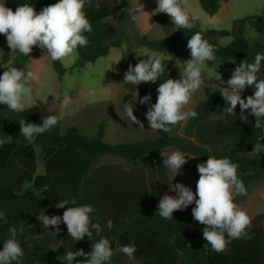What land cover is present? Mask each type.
I'll list each match as a JSON object with an SVG mask.
<instances>
[{"label": "trees", "instance_id": "1", "mask_svg": "<svg viewBox=\"0 0 264 264\" xmlns=\"http://www.w3.org/2000/svg\"><path fill=\"white\" fill-rule=\"evenodd\" d=\"M222 1L225 0H199V4L205 13L213 16L219 11ZM57 2L6 0V7L15 11L18 5L30 4L39 13L43 7ZM127 3L128 0H90V4H86L84 12L93 30L85 33L89 43L87 47H78V58L73 68H83L87 63L108 55L112 47H122L123 44L126 46L120 60L121 68L127 71L130 64H137L135 50L127 43L123 30L106 21L116 14L120 20L126 19L124 6ZM248 27L256 30L257 39H247L245 33ZM197 32L217 49L216 60L206 63L209 66L219 63L223 74L233 72L244 60L254 62L257 53L264 54V17L258 15H246L234 20L230 30L181 28L162 38L138 35L136 43L139 47L170 53L186 61L191 59L187 42ZM224 38L231 40L222 45L220 40ZM5 42L6 37L0 34V45ZM32 53L30 56L18 52L4 53L0 61V75L10 66L27 72V63ZM52 65L60 77L71 71L60 60L52 61ZM263 71L264 62L258 79ZM136 88L140 95L148 93L147 83H141ZM253 94L254 88L246 87L241 96L246 99ZM228 106L219 94L197 102L194 110L198 117L190 118L185 128L187 133L193 134L194 139L157 130L153 139L109 143L104 140V121L98 124L94 136H86L75 125L63 131L60 119L57 126L29 143L21 135L20 120L39 125L43 117L58 115L49 111L41 102L21 112L9 110L6 105L0 104V138L6 135L13 138L11 143L0 146V212H4L6 217V222L0 220V250L9 236L8 228L15 226L18 230L23 229L17 236L24 250L23 264H67L59 258L68 251L83 249L85 253L91 252L92 243L99 239L96 235H93V240L85 237L82 241H75L68 239L67 231H60L62 243L55 246L58 250L53 251L52 247L40 243L33 232L42 223L36 218L40 212L50 213L57 199H75V206L87 204L94 208L92 220L104 221L105 232L101 235L112 242L113 249L134 243L137 251L133 261L123 253H114L110 264H264V185L251 196L234 197V202L251 218V226L247 229L250 238L234 239L227 245V250L220 253L211 251L210 246L205 248L206 241L202 235L205 226L192 216L195 204L185 210L174 211L173 220H165L156 214L158 205L148 203L145 198L123 202L110 195L109 191L103 195L98 193L96 175H99L98 171L102 173V168L93 170V165L101 156L139 160L148 171V182L150 172H154L157 180L167 189L171 179L163 161L173 151L189 154L192 157L186 159H197L200 163L206 162L209 156L230 159L238 164V178L247 189L252 182L264 177V153L255 159L244 154L252 150L260 130L255 129V117L250 115V109L244 112L248 116V121L244 122L240 119V106L234 110V116H227L224 109ZM225 120L229 123H225ZM142 123L149 125L146 118L142 119ZM261 143L264 144V140ZM37 147L44 159L43 174H37ZM168 148L172 150L166 152ZM142 177L137 176L141 180ZM68 207L71 205H65L63 210ZM109 219L113 221L111 230L106 227ZM51 232L48 230L46 234L51 235ZM83 259L77 257L73 264Z\"/></svg>", "mask_w": 264, "mask_h": 264}, {"label": "clouds", "instance_id": "2", "mask_svg": "<svg viewBox=\"0 0 264 264\" xmlns=\"http://www.w3.org/2000/svg\"><path fill=\"white\" fill-rule=\"evenodd\" d=\"M157 7L151 12L144 11V5L138 3L136 7L129 9L133 21L140 14H148L151 17L158 13L167 14L176 29H191L200 17L190 13L187 0H156ZM90 4V0H58L37 13L30 4L18 5L13 11L0 3V34L6 37L7 45L11 53H20L30 56L33 47L46 49V55L52 61H63L71 58L78 47H87L89 40L85 33L92 32V25L86 17L84 8ZM191 59L186 60L181 70L182 79L168 78L157 88V100L150 104L145 113L150 129L162 130L165 133L172 131L177 124L186 123L190 118H197L198 113L189 107L193 95L206 87L204 72L207 61L216 60L215 47L197 32L187 42ZM264 62V54L257 53L254 62L247 60L241 62L232 72L231 77L225 82L220 72H215L213 77L219 81L215 90H219L225 103L229 106L224 109L227 116H234L237 105L240 106L241 121L247 122L248 116L245 110L250 109V115L255 117V129L260 130L257 142L249 152H245L250 159H255L264 153V79H258V73ZM165 72L162 57L153 54L147 60H141L135 66H128L124 74L123 83H131L136 86L141 83H155ZM39 81V76L33 71L18 69L14 66L8 67L0 75V104L6 105L9 110L21 112L25 110L27 102L32 99V82ZM227 86H224V85ZM246 87H253L254 94L246 99L241 93ZM214 90V91H215ZM151 95H146L139 100L141 105L149 103ZM72 103L71 97L65 95L61 109H66ZM124 113L131 123L139 125L144 130V124L134 115L133 104H124ZM60 117L50 115L42 118V123L37 125L20 120L21 135L32 143L34 139L57 126ZM225 123H229L225 120ZM13 141L12 136L6 135L0 138V146ZM163 155V154H162ZM164 156V155H163ZM165 157V156H164ZM187 159L180 151H173L165 157L163 163L175 174L179 172ZM199 179L196 191L182 183L170 185L175 196L164 194L158 204L157 212L165 220H173L174 211H182L189 205L192 208L194 220L204 225L203 238L206 241L205 248L220 253L227 250V245L234 239L250 238L247 229L251 226V218L246 211L241 209L235 202L237 195H247V189L241 179L238 178V164L228 158H215L209 156L204 163L196 165ZM68 207L62 216L45 215L40 212L37 219L42 222L45 229L55 227L54 235L61 231V223L67 227L68 235L75 241H82L85 237L93 240V233L98 240L92 243V251L85 253L83 249L68 251L59 259L73 264L77 257H84L77 264H110L114 253H123L130 261L135 259L137 251L134 243L121 245L113 249L112 242L101 235L102 226L92 222L91 214L94 208L91 205H76V200H60L55 207ZM0 220L6 222L4 212H0ZM106 227L111 230L113 221L107 220ZM23 229L15 226L8 228L9 236L3 242L0 250V264H23L24 250L17 240ZM51 250L58 249L52 246Z\"/></svg>", "mask_w": 264, "mask_h": 264}, {"label": "rangeland", "instance_id": "3", "mask_svg": "<svg viewBox=\"0 0 264 264\" xmlns=\"http://www.w3.org/2000/svg\"><path fill=\"white\" fill-rule=\"evenodd\" d=\"M155 2L156 0H139V3L145 6L144 11L147 13ZM0 3H5L6 6V0H0ZM137 3L138 0H128L127 5L124 6L127 11L126 19L120 20L116 14L109 17L106 21L123 30L127 37V43L132 45L135 50L137 63L143 59L147 60L153 54H158L162 57L165 72L155 83L147 82V94H138L136 85L123 83L124 76L118 75L119 71L123 70L120 66L121 58L118 59L122 48H113L108 56L99 57L95 62L87 63L80 69L73 68L78 58L76 50L73 57L61 61L62 65L71 71H67L60 77L53 69L52 60L49 57H44L46 49L42 50L39 47H35L27 63V69L28 71L35 72L39 76V81L32 82V99L26 103L25 109L41 102L49 111L56 113L59 117L63 116L61 119L63 131L67 127L75 125L86 136H94L97 132L98 124L104 121L106 123L104 140L109 143H132L155 138L156 131L151 130L150 125H144V130H140L139 125L131 123L128 120L124 113V104H133L134 115L142 122V119L146 118L145 113L149 105L156 103L159 85L168 78L182 79L181 70L184 68L186 61L174 57L170 53L152 51L146 47H139L137 45L136 36L138 35L144 34L150 38H162L166 32L158 25L150 27L148 14H140L138 15V19L133 21L130 17L129 9L136 7ZM187 6L190 13L200 17L194 26L202 30H230L233 21L238 18L246 15L264 17V0L222 1V8L220 7V12L213 19H211L212 16L201 9L199 0H187ZM245 36L248 40L253 41L258 38V33L255 29L248 27ZM230 40L231 38H224L220 40V43L226 45ZM122 46L125 49L126 44ZM4 53H11L7 41L0 45V61ZM120 57H122L121 54ZM217 71L222 74V79L225 82L232 74L231 71L223 74L219 63H214L212 66L206 63L204 72L206 87L193 95L189 107L194 108L197 102L209 98L214 94L221 95L219 90H215L219 81L213 75ZM259 79H264V71L260 74ZM224 86L227 85L225 84ZM149 94L151 95L149 103L141 105L139 100ZM65 95L71 97L72 103L62 110L61 105ZM186 123L173 126L169 134L187 136L194 139L192 133L185 131ZM171 150L172 148L165 149L166 152ZM37 152L39 154L36 160L37 174H43L44 159L39 147H37ZM184 156L192 157L189 154H184ZM187 161L177 174L168 168V174L171 179L170 185L182 183L195 192L199 179L196 165L200 162L192 158H187ZM99 168H102V173L98 171L99 175H96V178L98 180V193L100 195L109 191L110 195L119 198L123 202L145 198L148 203H156L157 205L164 194L176 195L171 190L170 185L167 189L164 188L157 180L154 172H150V181L148 182V171L139 160H128L118 156L103 155L93 165V170H99ZM136 175H142V180L141 178H137ZM262 185H264V177L252 182L247 188V194L251 196ZM59 201L60 199H57L50 213H46L45 215L62 216L64 212L63 208L55 207ZM92 222L99 223L104 229L103 232H105L104 221L93 219ZM59 227L61 231H67L65 224L61 223ZM48 230L55 232V227L50 226L48 229H45L41 223L33 229V232L36 234L38 241L48 247L62 243L61 233L56 236L51 232V235H48L46 234ZM69 238L71 237L69 236Z\"/></svg>", "mask_w": 264, "mask_h": 264}, {"label": "crops", "instance_id": "4", "mask_svg": "<svg viewBox=\"0 0 264 264\" xmlns=\"http://www.w3.org/2000/svg\"><path fill=\"white\" fill-rule=\"evenodd\" d=\"M156 7H157V3L155 2V3L150 7L148 13H151ZM221 8H222V7H221ZM221 8L219 9V11H218L215 15L212 16L211 19H213V17H215V16L220 12ZM148 19H149V26H150V27H152L153 25H158V26H161L162 29H163L164 31H166L164 36H166V35L172 33V32L176 29L175 26H174V24L172 23L170 17H169L167 14H164V13H158V14H156L155 16H152V17H151L150 15H148ZM195 24H196V22L194 23V25H195ZM194 25H193V27H197V26H194ZM198 28H199V27H198ZM164 36H163V37H164ZM113 48H122V49L120 50V54L122 55V53H123V49H124L123 46H122V47H112V48L110 49V52H111V50H112ZM110 52H109V54H110ZM109 54H108V55H109ZM120 54L118 55V59L121 58V57H120ZM108 55H106V56H108ZM124 74H125V70L119 71V73H118V75H120V76H124Z\"/></svg>", "mask_w": 264, "mask_h": 264}]
</instances>
